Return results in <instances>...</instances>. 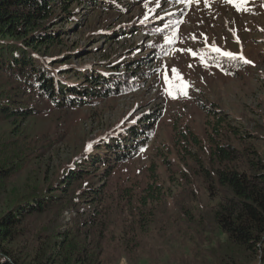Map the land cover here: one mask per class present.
I'll use <instances>...</instances> for the list:
<instances>
[{"label": "trees", "instance_id": "obj_1", "mask_svg": "<svg viewBox=\"0 0 264 264\" xmlns=\"http://www.w3.org/2000/svg\"><path fill=\"white\" fill-rule=\"evenodd\" d=\"M87 7L121 11L111 0H0V264H140L164 233L186 246L184 264H264V103L262 123L242 131L197 102L203 135L183 124L156 151L158 163L137 159L159 111L120 119L65 161L47 158L62 135L33 130L44 105L95 106L142 77L141 58L133 69L122 58L75 65L61 25L82 28L76 17ZM181 14L140 28L166 24L160 32L174 33ZM132 29L91 35L117 39ZM209 54L228 73L245 68L233 54Z\"/></svg>", "mask_w": 264, "mask_h": 264}, {"label": "rangeland", "instance_id": "obj_2", "mask_svg": "<svg viewBox=\"0 0 264 264\" xmlns=\"http://www.w3.org/2000/svg\"><path fill=\"white\" fill-rule=\"evenodd\" d=\"M111 1L121 11L87 7L90 9H80L76 17L82 28L61 25L68 29L62 35L64 45L78 54L74 60L77 67L122 58L133 69L137 61L131 60L141 58L142 77L130 92L97 101L95 106L57 112L44 105L45 114L37 118L32 128L39 134L62 135L47 155L52 164L65 161L84 141L120 119L148 111L162 112V116L147 151L136 158L142 164L158 163L156 151L166 150L183 124L203 135L207 115L197 102L212 106L216 116L233 125L242 124V131H253L250 123H262L259 104L264 103V0ZM180 12L181 20L178 15L172 18L182 22L174 33L160 32L159 27L168 28L166 24L140 28L141 23ZM115 25H131L134 31L110 40L91 35L101 28L112 32ZM167 42L171 46L163 54L158 46ZM214 50L235 55L245 68L232 67L228 73L210 62L209 52ZM151 250L154 255L150 253L148 259L154 264H184L189 256L182 242L165 233L152 243ZM118 264L129 262L120 257Z\"/></svg>", "mask_w": 264, "mask_h": 264}]
</instances>
